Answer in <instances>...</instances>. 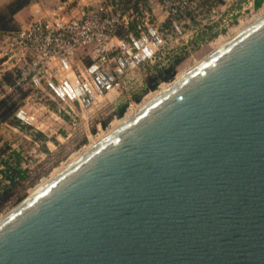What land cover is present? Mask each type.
<instances>
[{"label": "water", "instance_id": "1", "mask_svg": "<svg viewBox=\"0 0 264 264\" xmlns=\"http://www.w3.org/2000/svg\"><path fill=\"white\" fill-rule=\"evenodd\" d=\"M0 264H264V13L2 215Z\"/></svg>", "mask_w": 264, "mask_h": 264}, {"label": "built area", "instance_id": "2", "mask_svg": "<svg viewBox=\"0 0 264 264\" xmlns=\"http://www.w3.org/2000/svg\"><path fill=\"white\" fill-rule=\"evenodd\" d=\"M156 1L176 35L180 31L171 17L185 13L199 0ZM235 1L224 0V5ZM243 1L244 10L256 11L252 17L264 10V0H260L258 8L254 7L255 0ZM61 8L57 13L38 16L18 31L0 32L11 48L22 52L25 61L14 85L6 88L8 91L25 85L47 89L67 114L112 109L119 100L127 102V111L136 105L132 98L144 89L146 77L155 68L167 66L176 55L159 23L144 19L136 25V34L130 31L131 10L116 12L109 2L98 0L71 14ZM189 49L186 46L187 54ZM15 117L28 126L33 121L21 108ZM107 131L100 129L95 139Z\"/></svg>", "mask_w": 264, "mask_h": 264}, {"label": "rangeland", "instance_id": "3", "mask_svg": "<svg viewBox=\"0 0 264 264\" xmlns=\"http://www.w3.org/2000/svg\"><path fill=\"white\" fill-rule=\"evenodd\" d=\"M101 1L103 3L105 1L109 2L113 11L116 12L131 10L134 25L140 24L144 19H148L149 22L159 23L160 31L165 36L171 52H176L175 56H183L184 54L185 56L177 65L172 80L162 82L163 84L160 83L156 87L155 92L153 90L150 91L152 92L150 94L148 92L143 94L140 100L135 102L136 105L129 108L127 112V102L124 103L123 100H119L115 108L112 109L107 108L90 113L75 111V113L67 114L62 109L63 105L56 102L47 89H35L25 85L22 90L27 91V95L19 101L20 106L18 109H23L28 116L33 117L32 124L29 125L32 129L19 128L13 123L0 124V147L7 145L12 150L19 152L20 167L26 169L29 176H38L37 182L25 190L22 199L37 190L44 180L47 182L51 174L57 169L65 167L75 159V156L81 155L80 153L85 148L97 140L95 135L100 133V129L102 131H110L113 122L124 121L137 110L139 105L149 100L153 95L158 94L165 86L176 79L181 72L193 67L239 33L251 22L249 20H252L251 17L256 12L250 13L249 10H244L242 7L246 6H242L244 4L243 0H236L229 6L224 5V0H220V2L214 1L215 3L210 7L196 3L185 13L171 17L180 31V34L174 35L169 25H164L167 17L163 14L156 0H131L127 4L124 2L128 0H98L99 3ZM135 1L136 5L134 4ZM94 2L95 0H71L62 4L53 0H40L38 8L44 15H50L51 13L59 12L57 8L62 6L61 9L71 14L84 4H93ZM126 6L129 7L126 8ZM42 14L31 12L28 15V22ZM209 26L212 27L213 33L216 32V35L212 38H208L207 33H205L208 31L207 28ZM186 46L190 48L189 54L185 50ZM15 54H18V51L11 48L9 41L0 35V97L10 92L1 82V76L7 71H15V69L24 67L25 61H19ZM119 104H125V110L121 117H117L114 113ZM106 119L107 123L105 127H102L101 122ZM33 130L45 134L47 139L44 144L40 140L33 141ZM107 132H103L99 137H102L103 134L106 135ZM16 204L3 210L0 213V217Z\"/></svg>", "mask_w": 264, "mask_h": 264}, {"label": "trees", "instance_id": "4", "mask_svg": "<svg viewBox=\"0 0 264 264\" xmlns=\"http://www.w3.org/2000/svg\"><path fill=\"white\" fill-rule=\"evenodd\" d=\"M70 0H59L61 3H67ZM131 0L125 1L127 4ZM216 1L220 0H199L198 5H208L210 7ZM34 0H10L8 3L0 7V32H14L20 28L14 20V15L25 7L32 4ZM200 2V4H199ZM261 1L255 0L254 7L258 8ZM136 5V1L134 2ZM129 6H126L128 8ZM165 26L169 25V21H166ZM136 25L133 22L129 26V30L136 34ZM208 38H212L216 35V32H212V27L207 28ZM119 35L122 33L119 32ZM183 56H175L172 61L163 67L155 68V70L149 74L145 79V87L140 94L133 96V101L138 102L140 97L147 92L153 91L162 82H169L175 75L177 65L183 60ZM180 72V71H179ZM19 76V69L15 71L10 70L5 72L1 76V82L7 87H12L16 78ZM27 95V91H23L21 87H14L7 95L0 97V124L13 123L19 128L32 129L30 126L22 124L15 117V113L20 106V100ZM125 110V104H119L114 113L117 117H121ZM107 119L101 122V126L105 127ZM33 141L40 140L46 141V136L40 131L33 130ZM47 151V150H45ZM0 213L7 207L18 203L25 194V190L28 187L33 186L38 179V176L31 177L27 174L26 169L20 167L19 152L12 150L9 146L0 147ZM46 174V173H45Z\"/></svg>", "mask_w": 264, "mask_h": 264}, {"label": "crops", "instance_id": "5", "mask_svg": "<svg viewBox=\"0 0 264 264\" xmlns=\"http://www.w3.org/2000/svg\"><path fill=\"white\" fill-rule=\"evenodd\" d=\"M10 0H0V7L6 3H8ZM53 1H57L59 2V0H53ZM40 0H34V2L32 4H30L29 6L25 7L23 10H21L20 12L16 13L14 15V20L16 22V24L18 25V27L20 29L26 27L30 22H28V15L32 12L38 11V13L42 14L43 12L38 8ZM61 3V2H59ZM63 4V3H62ZM60 7V6H59ZM58 7V8H59ZM72 7V6H71ZM44 15V13L42 14ZM22 52L19 51L18 54H15L18 58V60H22L21 58V54Z\"/></svg>", "mask_w": 264, "mask_h": 264}, {"label": "bare ground", "instance_id": "6", "mask_svg": "<svg viewBox=\"0 0 264 264\" xmlns=\"http://www.w3.org/2000/svg\"><path fill=\"white\" fill-rule=\"evenodd\" d=\"M263 13H264V10H263L262 13H260L258 16H254V17H252V18H251V19H252L251 22H254V20H256V19H257L259 16H261ZM251 22H250V23H251ZM250 23H248V24H250ZM219 47H220V46H219ZM219 47H218V48H219ZM218 48H217V49H218ZM215 50H216V49H215ZM188 70H189V69H188ZM188 70L186 69V70H184V72H181V73L178 75L179 77L177 76L178 78L176 77V79H179V78H180L181 76H183V75L185 74V72H187ZM176 79H175V80H176ZM168 86H169V84H168L167 86H165L164 89L161 90L158 94H160L162 91H164ZM158 94L153 95L152 97L149 98V100H147L146 102H143V104L139 105V106L137 107V110H135V112H137L138 110H140V108H142L144 105H146L148 102H150V101H151L154 97H156ZM126 112H127V111H126ZM126 112H125V113H126ZM135 112H134V113H135ZM134 113H133V114H134ZM133 114L129 115V117L132 116ZM127 115H128V114H127ZM123 117H124V116H123ZM129 117H127V118H129ZM127 118H126V119H127ZM126 119H125V120H126ZM125 120H124V121H125ZM124 121L113 122V123H112V128H111V130L117 128V127H118L121 123H123ZM111 130H110V131H111ZM108 132H109V131H108ZM103 135H104V134H103ZM103 135H102V137L100 136L99 139L96 138L97 140H96L95 142H92L91 144L93 145V144H95L96 142H98L100 139H102V138L105 136V135H104V136H103ZM92 145H90L89 147H91ZM89 147L85 148L82 152H85L86 150H88ZM82 152H81L80 154H82ZM78 156H80V155H78ZM78 156H77V157H78ZM77 157L75 156V159H76ZM75 159H73V160H75ZM73 160H72V161H73ZM65 167H66V166H65ZM65 167L59 168V169H57L56 171L54 170L55 172H53V173L51 174V176L54 177V176L57 174L56 172L59 173V172H60L63 168H65ZM54 173H56V174H54ZM51 176H50V178H52ZM43 182H44V183H43ZM43 182L41 183L42 185L46 183L45 180H44ZM42 185H40V187H41ZM40 187H39V188H40ZM35 191H36V190H35ZM0 218H1V217H0Z\"/></svg>", "mask_w": 264, "mask_h": 264}]
</instances>
